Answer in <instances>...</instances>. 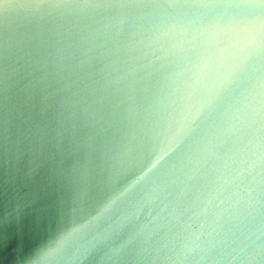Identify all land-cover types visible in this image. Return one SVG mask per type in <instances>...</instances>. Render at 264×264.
Segmentation results:
<instances>
[{
	"label": "water",
	"instance_id": "obj_1",
	"mask_svg": "<svg viewBox=\"0 0 264 264\" xmlns=\"http://www.w3.org/2000/svg\"><path fill=\"white\" fill-rule=\"evenodd\" d=\"M0 264H264V0H0Z\"/></svg>",
	"mask_w": 264,
	"mask_h": 264
}]
</instances>
